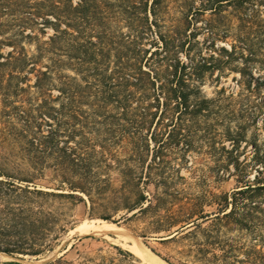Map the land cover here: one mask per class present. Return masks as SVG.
Instances as JSON below:
<instances>
[{
	"label": "trees",
	"instance_id": "16d2710c",
	"mask_svg": "<svg viewBox=\"0 0 264 264\" xmlns=\"http://www.w3.org/2000/svg\"><path fill=\"white\" fill-rule=\"evenodd\" d=\"M159 2L0 0V48L10 46L5 53L0 49L1 119L7 140L20 145L26 170H143L164 166L170 154L189 150L192 127L210 106L196 96L199 77L230 63L235 47L214 49L197 63L157 58L160 53L149 52L144 38ZM36 175L0 173L5 176L0 178V251L9 255H36L53 245L70 222H60L55 201L74 205L84 199L82 192L92 210L111 193L41 188ZM209 195L207 204L215 211L185 200L179 212L164 216L178 232L160 241L188 238L195 259L215 257L220 250L224 260L234 250L227 232L246 230L257 239L247 255L264 264V166L251 179L242 176L230 193ZM122 201L127 210L141 211L152 199L130 190ZM52 231L55 237L48 238ZM38 264L68 261L58 257Z\"/></svg>",
	"mask_w": 264,
	"mask_h": 264
},
{
	"label": "rangeland",
	"instance_id": "374dc122",
	"mask_svg": "<svg viewBox=\"0 0 264 264\" xmlns=\"http://www.w3.org/2000/svg\"><path fill=\"white\" fill-rule=\"evenodd\" d=\"M159 1L155 7L156 21L144 38L149 52L160 53L157 58L172 60L177 56L197 63L202 55L208 56L214 49L235 47L230 63L220 70H206L199 77L196 96L207 99L210 106L192 127L194 136L189 150L170 154L164 166L143 170H26V163L20 158V145L7 140L0 92V173L13 176L35 173L37 187L55 191H77L79 187L111 191L92 210L80 191L77 192L84 199L74 205L60 206L59 200L55 201L52 208L61 214L60 222H70L58 235L52 231L48 236L56 235L53 245L36 255H9L0 251V264L7 261L38 264L58 257L68 264H147L132 251L134 236L160 258H168L175 264H259L255 254L247 255L257 239L246 230L227 232L234 250L224 260L220 258V250H216L215 257L195 259L188 238L160 240L178 232V225L167 226L164 222L168 212H179L185 200L215 211V205L207 204L210 193H230L242 176L251 179L264 166V0ZM110 25L116 27L114 22ZM160 35L163 39H156ZM0 49L5 53L10 46ZM150 157L151 154L147 161ZM130 190L143 191L152 199L151 206L141 211L140 207L127 210L122 195ZM154 197L167 201H154ZM96 220L116 223L120 229H96L92 225L99 222ZM261 231L264 240V229ZM83 234L92 237L79 239Z\"/></svg>",
	"mask_w": 264,
	"mask_h": 264
},
{
	"label": "bare ground",
	"instance_id": "6f19581e",
	"mask_svg": "<svg viewBox=\"0 0 264 264\" xmlns=\"http://www.w3.org/2000/svg\"><path fill=\"white\" fill-rule=\"evenodd\" d=\"M115 224L112 222L99 221L97 223L94 222L92 225L96 229L119 230L120 228ZM131 247L133 253L136 254L138 258H140L143 262L147 264H169L168 262L160 258L157 254H155L153 251L148 249L137 236L132 237Z\"/></svg>",
	"mask_w": 264,
	"mask_h": 264
}]
</instances>
